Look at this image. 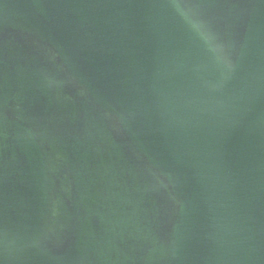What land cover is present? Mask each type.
I'll return each instance as SVG.
<instances>
[{"label": "water", "instance_id": "95a60500", "mask_svg": "<svg viewBox=\"0 0 264 264\" xmlns=\"http://www.w3.org/2000/svg\"><path fill=\"white\" fill-rule=\"evenodd\" d=\"M0 264H264V0H0Z\"/></svg>", "mask_w": 264, "mask_h": 264}]
</instances>
